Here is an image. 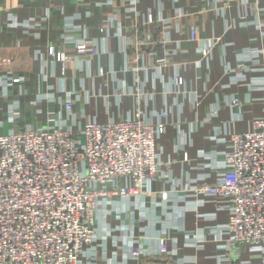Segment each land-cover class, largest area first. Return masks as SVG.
I'll return each instance as SVG.
<instances>
[{
    "label": "crops",
    "instance_id": "obj_1",
    "mask_svg": "<svg viewBox=\"0 0 264 264\" xmlns=\"http://www.w3.org/2000/svg\"><path fill=\"white\" fill-rule=\"evenodd\" d=\"M148 13L157 23H146ZM192 28L196 41L188 38ZM146 33L154 36V57L150 46L135 45ZM208 39L216 40L210 49ZM82 40L97 53L75 57L61 76L48 45L74 54ZM67 91L78 98L82 122L131 118L137 109L165 122L158 158L170 162L152 194L105 198L99 235L79 264H233L228 213L194 189L223 180L230 134L264 117V0H0V133L45 123ZM235 96L241 102L232 107ZM164 235L172 257L159 253ZM131 236L143 248L140 260L131 256ZM256 261L264 264V246L246 247L236 264Z\"/></svg>",
    "mask_w": 264,
    "mask_h": 264
},
{
    "label": "built area",
    "instance_id": "obj_2",
    "mask_svg": "<svg viewBox=\"0 0 264 264\" xmlns=\"http://www.w3.org/2000/svg\"><path fill=\"white\" fill-rule=\"evenodd\" d=\"M156 21L148 13L146 23ZM188 38L198 39L194 28ZM206 42L210 49L216 40ZM154 43L150 33L135 41L138 51L150 46L151 57L157 54ZM47 51L63 77L75 57L97 53L91 40L77 42L74 54L52 44ZM209 51L203 49L202 55ZM245 70L248 65L240 67L237 76ZM105 74L100 67L99 75ZM85 75L94 78L90 68ZM176 84L183 85L184 78L177 77ZM66 96L64 103L47 109L45 123L0 133V264H79L97 236L105 198L138 200L152 194V183L165 177L170 165L158 158L165 122H151L140 109L131 118L82 122L77 96L73 91ZM46 99L50 103L53 97ZM240 102L235 96L230 105ZM229 140L223 180L194 190L217 198L218 208L228 213L226 256L236 264L246 247L264 246V117L252 120L249 130L231 133ZM131 237V256L140 260L143 248ZM167 239L160 237L159 253L172 257Z\"/></svg>",
    "mask_w": 264,
    "mask_h": 264
},
{
    "label": "rangeland",
    "instance_id": "obj_3",
    "mask_svg": "<svg viewBox=\"0 0 264 264\" xmlns=\"http://www.w3.org/2000/svg\"><path fill=\"white\" fill-rule=\"evenodd\" d=\"M169 168V166L167 167V169ZM99 231V230H98ZM97 235H99L98 233H97Z\"/></svg>",
    "mask_w": 264,
    "mask_h": 264
}]
</instances>
